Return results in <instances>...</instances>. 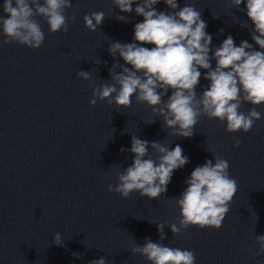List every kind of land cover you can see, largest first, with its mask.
Segmentation results:
<instances>
[{"label":"clouds","instance_id":"clouds-1","mask_svg":"<svg viewBox=\"0 0 264 264\" xmlns=\"http://www.w3.org/2000/svg\"><path fill=\"white\" fill-rule=\"evenodd\" d=\"M111 2L121 13L134 11L143 17V21L134 25V42H109V54L118 55L125 63L117 61L109 69L111 83L93 87L89 101L91 107H95L98 101H107L109 105L127 109L134 97L137 104H147L152 109L153 115L162 121L163 129L185 139L194 136V129L202 116L225 124L228 133H248L262 119L257 107L264 105V0H230L232 8L246 13L251 28L248 21H240L238 17L235 23L250 29L251 39L260 50L247 40L236 46L231 35L212 49L213 37L206 32L202 12L192 4L185 3L181 8L177 0ZM161 2L172 11H157L154 6ZM242 4L244 8L240 7ZM72 8L71 0H4V15H0V46L15 43L39 49L45 41V33L37 17L47 23L50 34L66 33L70 22L66 12ZM71 19H75L74 14ZM116 19L129 22L125 15L116 14ZM104 20L102 11L83 16L85 27L92 32L97 31ZM222 33L223 29H220ZM147 44L154 47L143 46ZM212 60L216 62L215 68ZM117 68L121 71L117 72ZM200 69L206 70L203 78L210 84L198 95ZM76 76L87 81L91 72L78 71ZM169 90L171 95H168ZM244 103L252 105L247 112L240 110ZM240 145V140L234 141L235 148ZM128 151L133 154L132 164L123 171H116L117 183L107 186L109 192L125 199L133 192L140 197L158 199L167 192L174 171L189 163L179 144L170 149L162 141L149 142L138 135H131ZM212 156V160L194 168L185 180V190L178 198H172L180 210L178 224H169L174 236L181 235L190 226L219 229L230 211L238 190L237 181L229 175V161L219 154ZM116 168L121 165L116 164ZM254 216L255 228V213ZM157 230L163 241L166 238L164 225L157 224ZM254 238L258 246L256 255H264V235L257 236L254 232ZM53 242L63 246L59 232L53 235ZM130 250L150 264H196L193 251L165 246L150 238H146L143 246L134 241ZM72 255L79 257L80 254L74 252ZM89 264L107 262L101 257ZM257 264H264V261L258 259Z\"/></svg>","mask_w":264,"mask_h":264}]
</instances>
